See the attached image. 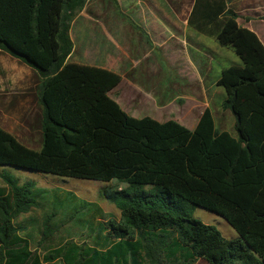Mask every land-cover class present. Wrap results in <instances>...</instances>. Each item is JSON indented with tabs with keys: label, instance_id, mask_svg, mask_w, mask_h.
I'll list each match as a JSON object with an SVG mask.
<instances>
[{
	"label": "trees",
	"instance_id": "1",
	"mask_svg": "<svg viewBox=\"0 0 264 264\" xmlns=\"http://www.w3.org/2000/svg\"><path fill=\"white\" fill-rule=\"evenodd\" d=\"M232 1L194 0L187 23L232 49L241 62L223 69L217 80L236 138L214 129L208 108L193 129L173 120L132 118L109 97L121 81L118 74L67 62L70 24L86 0H0V52L42 80L38 152L0 132V264H264V45L238 25ZM6 167L114 180L125 187L104 192V198L119 220H105L97 204L87 203L84 219L51 208L40 222L34 216L17 223L42 208L47 197ZM51 197L59 204L67 197L78 200L60 189ZM194 208L220 216L237 237L225 239L194 218ZM60 215L84 228L90 244L52 249ZM83 221H92L90 227ZM35 238L45 252L32 248Z\"/></svg>",
	"mask_w": 264,
	"mask_h": 264
},
{
	"label": "rangeland",
	"instance_id": "2",
	"mask_svg": "<svg viewBox=\"0 0 264 264\" xmlns=\"http://www.w3.org/2000/svg\"><path fill=\"white\" fill-rule=\"evenodd\" d=\"M139 1L128 0V3L124 6L125 12L123 14L116 0H86L83 9L76 14L70 24L73 45L75 46L70 63L103 69L113 67L115 70L112 72L118 75L129 72V76L134 77L135 80H140L143 87L145 85L143 83L156 84L150 92L144 93L141 92L142 89L140 90L134 85L132 91H130L127 84L123 83L120 86L118 96L112 95V98H117L120 102L122 110L132 118L149 117L159 122L176 121L175 119H177L183 121L178 123L192 129L195 124L190 120H196L199 113L208 108L213 118L214 129L217 132H227L236 138L234 117L231 112L222 108L225 93L221 87L217 86V80L223 69L231 66H241V62L232 49L220 46L213 38L197 34V36L189 39L187 48H184L182 44L178 45L175 53L171 51L170 58L162 50V52L155 51L152 52L149 59L145 56L140 58L141 60H132L133 65L131 67H129V60L127 64L124 60H113L112 56L103 53H91L87 48L83 52L84 43L87 41L85 37L89 31L92 32V29L86 23L93 20H107L117 21L119 25L123 22V19L128 18L126 14L128 16L131 13L139 14L140 17L152 15V12ZM229 6L237 15V23L253 31L256 35L259 34L257 36L261 38L260 40L264 45V0H233ZM124 23L126 24V22ZM127 30L130 33L128 36H132V28L124 29V31ZM94 45V41H88V46ZM106 47L109 46L106 45ZM164 49H167V46ZM161 55H164V57ZM187 57L194 64V68L192 65H186ZM35 80L31 78L32 83ZM154 93L156 97H154ZM184 95L190 96V99L186 100ZM2 98L3 94L0 93V132L10 137L19 147L27 145L33 151L37 150L39 144H41V135L34 131L32 137L28 139L24 132V125L18 121L19 117L7 116L6 113H9V110L4 109L1 105ZM168 98H171L170 106L168 104L161 105ZM2 169L0 167V172ZM5 170L21 182H34L38 189L45 191L44 195L47 197L46 200H43L46 203L42 201V208L19 216L16 220L17 223L26 224V221L34 216L40 222L43 220L42 216L45 213H50L48 209L51 208L60 211V214H65L67 217L73 214L74 220L84 219L81 212H88L87 203L97 204L106 214V217H103L105 220H119L118 210L110 201L104 198V192L125 187L114 180L110 182L80 180L51 174L26 172L10 167H6ZM2 185L0 179V186ZM56 189L72 192L78 200L69 201L70 198L67 197V200L61 204L53 203L51 192ZM143 190H147V187ZM48 202L50 203L48 204ZM47 204V208H44ZM81 207L86 209L82 210ZM192 216L204 224L213 226L227 240L237 237L232 228L214 213L201 208H194ZM74 220L70 221L61 215L55 218L57 227L54 229V235L51 239L52 249L56 248L55 245L64 246L68 243H75L78 246H82L83 243L90 244V238L83 236V233L84 235L86 233L85 229L75 225L76 221ZM91 222L83 221L79 224L85 225L86 223L87 227H90ZM28 227H30L29 223ZM37 242L38 238H35L32 248L40 249L42 253L44 250L38 245L36 247ZM56 264L59 263L56 262ZM195 264H205V262L198 260Z\"/></svg>",
	"mask_w": 264,
	"mask_h": 264
},
{
	"label": "crops",
	"instance_id": "3",
	"mask_svg": "<svg viewBox=\"0 0 264 264\" xmlns=\"http://www.w3.org/2000/svg\"><path fill=\"white\" fill-rule=\"evenodd\" d=\"M116 1L119 9L124 14V6L128 3V0ZM139 2L143 3L152 12V15L140 17L139 14L131 13L129 16L126 14L128 18L123 19V22L119 23V25L117 21L107 20H93L86 23L92 29V32L89 31L85 37L87 41L84 43L83 52L87 48L91 53H103L107 56H112L113 60H124L127 64L129 60V67H131L133 65L132 60H141L140 58L145 56L149 59L152 52L155 51L162 50L170 58L171 51L175 53L178 45L183 44L184 48H187L189 39L197 36L198 33L193 31L187 23L194 0H140ZM126 12L128 13L129 11ZM241 27L246 28L245 26ZM129 28H132L134 32L131 33L132 36H128L130 34L128 30L124 31V29ZM69 37L73 45L71 29H69ZM258 38L259 40L261 39L260 37ZM88 41H94L95 45L88 46ZM106 45L109 47H106ZM166 46L167 49H164ZM74 51L75 46L73 45L67 62H71ZM161 56L164 57V55ZM185 63L187 66L192 65L194 68V64L189 57H187ZM106 70L114 71L115 69L107 67ZM130 71L132 70L130 69ZM128 73H120L121 81L119 85L109 92V97L119 106L120 102L117 98H112V95L118 96L121 84H127L130 91H132L131 89H133L132 86L134 85L140 90L142 89L141 92L144 93L150 92L156 86L153 83L154 86L142 82L145 84L143 87L140 80H135ZM31 78L36 79L34 83L31 82ZM41 81V78L33 69L12 56L0 52V93L3 94L1 105H3L4 109L7 108L9 110V113H6L7 116L19 117L18 121L24 125V132L28 139L32 137L34 131L41 135L42 111L38 102ZM154 95L156 97L155 93ZM184 98L189 100L190 96L184 95ZM170 100L171 98H168L161 105L168 104L170 106ZM201 113H199L196 120L192 119L190 122L196 125ZM175 120L176 122H183ZM25 148L28 149L29 147L25 145ZM39 148L40 144L34 152H38Z\"/></svg>",
	"mask_w": 264,
	"mask_h": 264
}]
</instances>
